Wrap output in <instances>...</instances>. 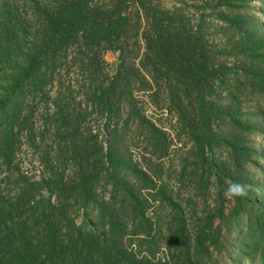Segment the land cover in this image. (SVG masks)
<instances>
[{
	"label": "trees",
	"instance_id": "obj_1",
	"mask_svg": "<svg viewBox=\"0 0 264 264\" xmlns=\"http://www.w3.org/2000/svg\"><path fill=\"white\" fill-rule=\"evenodd\" d=\"M240 1L251 6L254 0H210V6L213 5L211 16L217 22L211 28L226 39L224 49H229L235 61L231 66L217 60L220 56L217 51H223L219 45L209 48L203 40L200 34L203 21L198 27L193 26L186 9L188 4L182 8L164 9L154 6L149 0H26L30 3L28 47L22 42L26 37L24 28L19 29V33H23L20 38H15L16 33L11 31L8 0H2L0 63L6 61L8 70L12 72L4 75L5 83L0 86L5 91L0 99V114H5L10 104L13 111L4 124L0 115L2 163L9 165L15 153L16 125L23 129V123H16H19L17 112L26 91L30 92L32 100L46 99L44 96L49 95L47 89L55 85L61 72L59 69L68 66L66 71L74 67L87 76L83 87L88 89V101L105 116L107 130L119 117L121 107L125 103H133L131 114L138 119L139 125L147 127L153 137L160 135L166 138L165 132L134 106V102L137 104L136 93L152 91L155 87L158 91L164 89L168 95L169 111L176 113L196 142V153L192 156L197 159V169L202 170L203 178L215 177L216 185L226 189L224 181L229 171L212 157L213 145H225L238 167H242L244 160L249 159L253 152L244 139L228 135L219 137L217 129L221 125H229L241 132L255 131L254 124L244 119V108H239L234 101L248 84L252 96L256 88L258 93L264 94V25H259L240 11L243 7ZM257 1L264 3V0ZM143 15L147 28L141 32ZM238 48L243 49V58H237ZM107 51L119 54V64L112 77L104 71L103 55ZM229 83L235 86L227 88ZM217 86L227 91V101L221 106L218 104ZM71 93V88H66V93L58 90L51 98L55 105L51 127L59 139V146L61 139L64 140L61 136L64 127L71 124L65 109ZM157 95L159 93L151 96L156 104ZM243 96L248 97L247 94ZM237 102L241 105L242 98ZM78 118L75 120L77 123L84 117L79 115ZM47 125H50L48 121ZM85 155L75 150L71 158L64 160L83 163L86 162ZM165 155L163 152L161 157ZM99 161L103 162L104 158ZM53 169L51 167L52 172L42 182L22 184L20 179L23 176H20L14 185V194L5 193L2 187L4 183L7 187L14 184L10 175L0 181V264H173L171 259L157 258L161 246L155 242L163 230H156L152 222L138 227V223L150 219L146 217L145 201L136 198L133 186L116 178V185L123 191L122 204L126 205L125 200L132 204L135 202L136 210L129 214L125 212L128 221L117 211L106 220L103 209L113 204L116 197L113 196L114 201L110 203L98 198L95 188L100 182V171L82 169L75 186L69 191L65 188L68 183L65 171L58 173ZM143 174L146 188L141 186V189L155 186L153 179ZM203 184L204 179L199 181L200 190ZM158 191L165 206L180 210L165 188ZM244 192L243 196H235L237 206L244 212L251 209V205L258 210L256 220L261 238L257 251L264 264V204L252 201L245 188ZM80 204L84 207V217L78 223L76 207ZM89 204L98 208L104 217L101 232H97L88 216ZM255 211H248L251 217ZM220 213L222 215V210ZM174 228L170 226L168 229L169 250L178 243L188 246L193 241L196 248L192 254H187L186 262L196 264L190 255H195L193 259L197 261L202 257L200 251L203 253L210 247L202 238L208 230L202 228L193 234L186 233L188 228L183 222ZM212 229L209 234L214 233ZM130 235L136 240L128 244ZM216 235L219 237L220 234ZM211 239L208 241L212 245L217 244Z\"/></svg>",
	"mask_w": 264,
	"mask_h": 264
},
{
	"label": "rangeland",
	"instance_id": "obj_2",
	"mask_svg": "<svg viewBox=\"0 0 264 264\" xmlns=\"http://www.w3.org/2000/svg\"><path fill=\"white\" fill-rule=\"evenodd\" d=\"M154 6L164 9H173L175 7H184L188 4L187 13L192 20L193 26L198 27L200 21H203L201 36L207 46L219 45L223 51H217V60L228 63L232 66L234 57L224 49L227 41L211 27L217 22L212 18V6L210 0H149ZM2 0H0L1 4ZM242 11L250 19L264 25V3L253 1L251 6L240 1ZM7 6L11 14L10 29L15 34V38H20L23 33H19L20 28H24L26 37L22 40L28 47L30 46V3L26 0H8ZM141 32L146 31L147 21L144 18L140 22ZM200 30V27H199ZM20 34V35H19ZM19 35V36H18ZM142 35V33H141ZM142 47L145 46L141 40ZM245 49V48H244ZM237 58H243V49L238 48ZM105 61L104 71L109 76L115 75L118 64L119 54L114 51H107L103 55ZM138 62V61H137ZM8 63H0V86L4 81V75L11 73L8 70ZM60 68L58 79L55 85L48 87L49 95L45 98L32 100L30 92L26 91L24 98L21 99V106L17 112L19 123H23V129L19 125L15 127V134L18 135L14 143V155L9 165L2 163L0 157V181H3L7 175L12 178L11 186L3 184V190L7 194H14V186L20 176L22 184L30 182H42L48 178L52 172L51 167L58 173L64 172L66 175V187L69 191L73 188L74 182L78 180V175L82 169L88 172L100 171V182L95 188L98 198L111 202L113 196L116 201L103 209L105 219L117 211L118 215L128 219L126 214L136 210L129 200H125L126 205L122 204V189L116 185L115 180L127 182L133 186V192L136 198L144 200L146 205V217L149 221L138 223L142 228L152 222L156 230H163L162 235L158 236L156 244L161 246L158 250V259H171L173 264H190L187 263V254H192L196 244L192 241L190 245L178 243L172 250H169L168 229L170 226L174 229L179 227L180 223H186V233H195L202 228L208 231L203 233L202 238L206 239L210 247L205 248L202 257L194 260L190 255L191 261L196 264H263L262 258L259 257L257 245L261 238V229L257 223L258 210L251 205V209L245 212L240 211L237 206L235 196L228 195V188L231 184H239L249 192L252 201L264 204V94L258 93L259 89L254 90V96L250 94L249 84L243 87V93L237 95L234 101L239 108H244L250 124H254L255 131L241 132L237 128L229 125H221L217 129L218 136H233L234 138L244 139L247 146L253 154L249 159L244 160L242 167H238L236 161L230 157L227 147L221 143H215L212 151V157L222 166L224 170L229 171L226 178V189L217 186L215 177L208 179L203 178L202 170L197 169V159L192 156L196 153V142L189 135L183 124L180 123L176 113L169 111L168 95L165 90H154L136 93L137 109L157 128L164 131L166 138L160 135L153 137V133L146 128H142L138 119L131 114L133 103H125L121 107L120 115L115 120L109 130L106 129L105 116L99 110L94 108L92 102L88 101L89 92L83 87L84 80H88L82 70L72 67ZM71 68V67H70ZM98 82H101L100 80ZM97 86V85H94ZM235 86L228 84L227 88ZM66 88H71L72 93L69 100L65 103L66 116H69V125L64 127L61 139V145H58L59 139L56 137L51 124L53 122V110L55 105L51 98H54L58 90L66 93ZM218 104L221 106L226 103V92L220 86H217ZM4 90L0 87V99L4 96ZM157 95V103H153L152 94ZM247 94L248 97H244ZM251 95V96H249ZM241 96V97H240ZM155 97V96H154ZM68 98V97H67ZM242 98L243 103L239 105L237 100ZM17 101L14 102V104ZM33 102V103H32ZM9 105L5 114H0L2 124L13 111ZM31 107L32 110H31ZM237 107V108H238ZM84 118L76 122L78 116ZM47 121L50 125H47ZM1 132V127H0ZM61 138V137H60ZM56 142V143H55ZM101 148L103 151H101ZM78 154H86V162L80 163L78 160L65 161L67 157L72 156L74 151ZM101 151V152H100ZM166 152L164 157H161ZM109 154V155H108ZM104 158L103 162H100ZM51 167H50V166ZM146 173L149 178L153 179V185L148 189H141L144 186V176ZM204 179V184L199 189V181ZM78 182V181H77ZM144 188H146L144 186ZM165 188L169 197H172L173 204H178L180 210L170 206H165L159 199V189ZM221 194H223L221 196ZM156 196V197H155ZM112 198V199H111ZM115 204V205H114ZM124 206V209H122ZM133 206V208H132ZM256 210L254 216L248 211ZM222 210V215H221ZM78 223H81L84 217V207L82 204L76 207ZM87 213L96 226L97 232L103 230L104 217L100 210L89 204ZM86 214V213H85ZM124 218V219H125ZM184 218V221L183 219ZM132 223L130 222V226ZM213 228L214 233L210 232ZM133 228H131L132 230ZM217 229H219L217 231ZM220 234L219 237L216 234ZM218 237L213 239V237ZM128 244L134 237L128 236ZM132 238V239H131ZM212 238V239H211ZM217 244L212 245L210 241ZM214 244V243H213ZM133 248V246H132ZM172 257L174 260H172ZM186 262V263H185Z\"/></svg>",
	"mask_w": 264,
	"mask_h": 264
},
{
	"label": "clouds",
	"instance_id": "obj_3",
	"mask_svg": "<svg viewBox=\"0 0 264 264\" xmlns=\"http://www.w3.org/2000/svg\"><path fill=\"white\" fill-rule=\"evenodd\" d=\"M228 195L230 196H243L245 195L244 188L239 184H231L228 188Z\"/></svg>",
	"mask_w": 264,
	"mask_h": 264
}]
</instances>
